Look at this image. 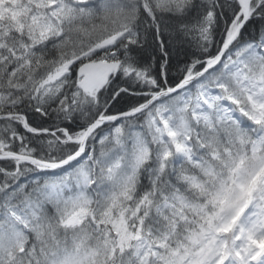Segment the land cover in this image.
<instances>
[{
  "label": "snow or ice",
  "instance_id": "1",
  "mask_svg": "<svg viewBox=\"0 0 264 264\" xmlns=\"http://www.w3.org/2000/svg\"><path fill=\"white\" fill-rule=\"evenodd\" d=\"M0 264H264V0H0Z\"/></svg>",
  "mask_w": 264,
  "mask_h": 264
}]
</instances>
